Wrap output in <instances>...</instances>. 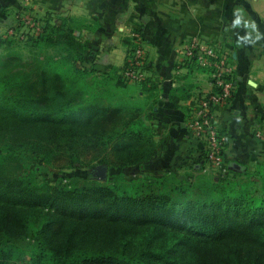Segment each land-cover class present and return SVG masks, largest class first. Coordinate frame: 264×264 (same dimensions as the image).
Masks as SVG:
<instances>
[{
	"label": "trees",
	"instance_id": "16d2710c",
	"mask_svg": "<svg viewBox=\"0 0 264 264\" xmlns=\"http://www.w3.org/2000/svg\"><path fill=\"white\" fill-rule=\"evenodd\" d=\"M40 25L38 34L20 24L0 36V47L25 37L33 48L30 60L0 61V264H264V174L248 191L203 172L121 189L94 174L37 182L38 160L76 168L77 156L92 154L121 168L142 166L156 150L143 104L113 90L150 83L123 77L137 45L119 73L99 77L84 66L80 21ZM186 68L204 70L194 61Z\"/></svg>",
	"mask_w": 264,
	"mask_h": 264
},
{
	"label": "crops",
	"instance_id": "0c3cea01",
	"mask_svg": "<svg viewBox=\"0 0 264 264\" xmlns=\"http://www.w3.org/2000/svg\"><path fill=\"white\" fill-rule=\"evenodd\" d=\"M62 16L80 21L76 34L90 47L84 66L99 77L119 73L131 41L144 48L150 83L113 88L143 104V118L155 135V153L139 166L141 173L187 179L203 172L242 184L259 181L264 174V0H0V36L14 35L23 19L59 23ZM193 38L215 47L233 69L232 98L214 109L227 140L222 175L204 161L205 140L188 126L197 99L213 89L211 71L180 67L181 49Z\"/></svg>",
	"mask_w": 264,
	"mask_h": 264
},
{
	"label": "built area",
	"instance_id": "2783aa9c",
	"mask_svg": "<svg viewBox=\"0 0 264 264\" xmlns=\"http://www.w3.org/2000/svg\"><path fill=\"white\" fill-rule=\"evenodd\" d=\"M22 28L27 32L38 34L42 31L41 25L33 19H23ZM137 36L138 40V35ZM181 65L186 68L188 62L194 61L200 67L211 71L210 82L213 86L210 93L197 99L193 117L188 121V126L198 136L203 137L206 143V159L217 173L227 171L225 164L226 137L220 133L215 121L214 109L230 101L233 94V69L229 60L212 47L198 38H193L184 43L181 49ZM145 50L137 46L131 59L130 67L123 71V77L130 83H139L145 80L143 70Z\"/></svg>",
	"mask_w": 264,
	"mask_h": 264
},
{
	"label": "rangeland",
	"instance_id": "374dc122",
	"mask_svg": "<svg viewBox=\"0 0 264 264\" xmlns=\"http://www.w3.org/2000/svg\"><path fill=\"white\" fill-rule=\"evenodd\" d=\"M22 29L23 31H27L24 28ZM17 38H19V40L10 39L12 41L11 44L0 47V61L11 59L14 57H20L25 61L30 60L33 54L32 44H30L28 40H25L26 39L25 37H17ZM50 52L56 53L54 49H51ZM99 157H101L102 159L106 158V156L104 155H101ZM76 160L82 162L81 167L69 168L70 167L69 164H66V162L64 161H60L56 164H51V163L48 164L43 160H38L37 162H34L33 165L37 173V182L40 184L45 182L52 183L61 177H65L66 180V176H68L69 180L75 179L77 177L86 179L90 177V174H94V176H96L95 179H97L98 182L112 185V187H114L115 189H119V187L121 189V188H125L128 184L131 185L139 184L142 178L163 177V175H160L161 173H159L158 171H148L141 173L139 165L121 167V168L107 167L105 164L100 163L98 159L93 158L92 154L79 155L77 156ZM102 167L107 168L105 177L97 175L98 170ZM201 175H206L207 177L216 178L215 175L212 176V174L210 175V173L209 174L203 173ZM215 180H221V178L218 179L216 178ZM254 185L255 184L253 182H246L243 184L240 183L236 186L242 190L248 191L249 188L253 187ZM259 186L260 185H256L255 188ZM27 258L29 259V256H27Z\"/></svg>",
	"mask_w": 264,
	"mask_h": 264
},
{
	"label": "water",
	"instance_id": "95a60500",
	"mask_svg": "<svg viewBox=\"0 0 264 264\" xmlns=\"http://www.w3.org/2000/svg\"><path fill=\"white\" fill-rule=\"evenodd\" d=\"M106 172H107V168L106 167H102L98 170L97 175L105 177L106 176Z\"/></svg>",
	"mask_w": 264,
	"mask_h": 264
}]
</instances>
